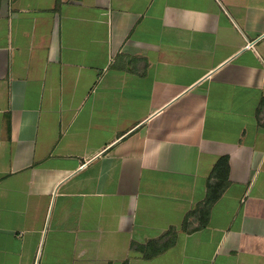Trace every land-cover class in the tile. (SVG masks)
<instances>
[{"label":"crops","instance_id":"0c3cea01","mask_svg":"<svg viewBox=\"0 0 264 264\" xmlns=\"http://www.w3.org/2000/svg\"><path fill=\"white\" fill-rule=\"evenodd\" d=\"M0 264H264V0H0Z\"/></svg>","mask_w":264,"mask_h":264},{"label":"trees","instance_id":"16d2710c","mask_svg":"<svg viewBox=\"0 0 264 264\" xmlns=\"http://www.w3.org/2000/svg\"><path fill=\"white\" fill-rule=\"evenodd\" d=\"M228 175V157L223 156L216 163L209 177L208 191L205 200L188 213L184 222L185 224H187L190 217L197 218L200 221V224L197 226V228L207 223L213 203L220 197L226 188ZM176 239L177 231L175 227H172L159 238L149 239L144 244L135 242L132 244L142 250L146 257H153L171 247L176 242Z\"/></svg>","mask_w":264,"mask_h":264},{"label":"built area","instance_id":"2783aa9c","mask_svg":"<svg viewBox=\"0 0 264 264\" xmlns=\"http://www.w3.org/2000/svg\"><path fill=\"white\" fill-rule=\"evenodd\" d=\"M247 45H248V46H252V45H253V42H250V43H248Z\"/></svg>","mask_w":264,"mask_h":264}]
</instances>
